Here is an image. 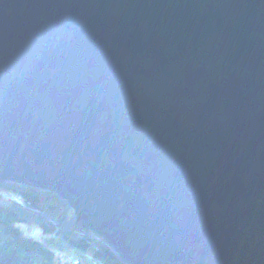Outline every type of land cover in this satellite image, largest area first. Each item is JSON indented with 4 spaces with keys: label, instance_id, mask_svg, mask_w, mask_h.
<instances>
[{
    "label": "water",
    "instance_id": "1",
    "mask_svg": "<svg viewBox=\"0 0 264 264\" xmlns=\"http://www.w3.org/2000/svg\"><path fill=\"white\" fill-rule=\"evenodd\" d=\"M0 183L128 264H264V0H0Z\"/></svg>",
    "mask_w": 264,
    "mask_h": 264
},
{
    "label": "trees",
    "instance_id": "2",
    "mask_svg": "<svg viewBox=\"0 0 264 264\" xmlns=\"http://www.w3.org/2000/svg\"><path fill=\"white\" fill-rule=\"evenodd\" d=\"M1 190L20 192L26 205L4 200ZM33 220L46 238L25 235L20 223ZM89 253L100 264H128L99 235L79 226L73 209L55 193L0 183V264H58L56 249ZM74 253V252H73Z\"/></svg>",
    "mask_w": 264,
    "mask_h": 264
},
{
    "label": "rangeland",
    "instance_id": "3",
    "mask_svg": "<svg viewBox=\"0 0 264 264\" xmlns=\"http://www.w3.org/2000/svg\"><path fill=\"white\" fill-rule=\"evenodd\" d=\"M1 191H2L1 194L4 200L10 201V202H16L21 205H26V201L23 195H22L23 200L20 201L18 199L12 198V195H11V193L13 192L12 190H1ZM74 220H75V216H74ZM20 226L25 235H31V236H34L37 238H43V239L46 238V235L43 233L42 228L39 226L37 222L33 220L22 222L20 223ZM56 261L58 264H100L97 261L93 260L91 255H89V253H86V254L76 253L75 255V251L73 249H66L63 247L62 249H56Z\"/></svg>",
    "mask_w": 264,
    "mask_h": 264
},
{
    "label": "built area",
    "instance_id": "4",
    "mask_svg": "<svg viewBox=\"0 0 264 264\" xmlns=\"http://www.w3.org/2000/svg\"><path fill=\"white\" fill-rule=\"evenodd\" d=\"M11 195H12V198H14V199H18L20 201L23 200L22 195L18 192H12Z\"/></svg>",
    "mask_w": 264,
    "mask_h": 264
},
{
    "label": "bare ground",
    "instance_id": "5",
    "mask_svg": "<svg viewBox=\"0 0 264 264\" xmlns=\"http://www.w3.org/2000/svg\"><path fill=\"white\" fill-rule=\"evenodd\" d=\"M13 192H17V191H13ZM18 193H20V192H18ZM21 194V193H20ZM22 195V194H21Z\"/></svg>",
    "mask_w": 264,
    "mask_h": 264
}]
</instances>
